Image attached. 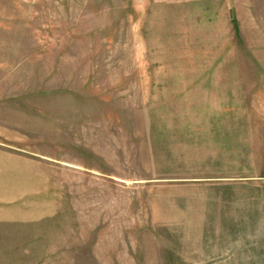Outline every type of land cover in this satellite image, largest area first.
<instances>
[{
    "label": "rangeland",
    "instance_id": "obj_1",
    "mask_svg": "<svg viewBox=\"0 0 264 264\" xmlns=\"http://www.w3.org/2000/svg\"><path fill=\"white\" fill-rule=\"evenodd\" d=\"M0 148V264H264V0H0Z\"/></svg>",
    "mask_w": 264,
    "mask_h": 264
},
{
    "label": "crops",
    "instance_id": "obj_2",
    "mask_svg": "<svg viewBox=\"0 0 264 264\" xmlns=\"http://www.w3.org/2000/svg\"><path fill=\"white\" fill-rule=\"evenodd\" d=\"M3 152L2 149L0 148V166L2 165L3 162ZM27 196V193H14V192H7V191H1L0 192V209L5 208L6 209V214H0V221H9L12 220L10 217L13 216L11 213L10 208H19L24 206L22 201L25 199ZM5 216V217H4Z\"/></svg>",
    "mask_w": 264,
    "mask_h": 264
}]
</instances>
